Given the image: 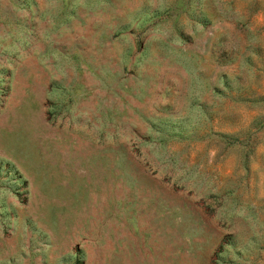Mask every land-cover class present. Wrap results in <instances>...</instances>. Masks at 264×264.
Returning <instances> with one entry per match:
<instances>
[{"label": "rangeland", "instance_id": "374dc122", "mask_svg": "<svg viewBox=\"0 0 264 264\" xmlns=\"http://www.w3.org/2000/svg\"><path fill=\"white\" fill-rule=\"evenodd\" d=\"M0 264H264V0H0Z\"/></svg>", "mask_w": 264, "mask_h": 264}]
</instances>
